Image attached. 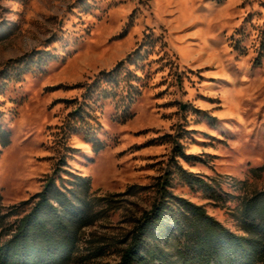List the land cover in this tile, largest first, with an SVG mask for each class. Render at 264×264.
Masks as SVG:
<instances>
[{"label": "rangeland", "instance_id": "rangeland-1", "mask_svg": "<svg viewBox=\"0 0 264 264\" xmlns=\"http://www.w3.org/2000/svg\"><path fill=\"white\" fill-rule=\"evenodd\" d=\"M79 176L96 220L73 264H117L165 182L243 234L264 190V0H0L4 211Z\"/></svg>", "mask_w": 264, "mask_h": 264}, {"label": "trees", "instance_id": "trees-1", "mask_svg": "<svg viewBox=\"0 0 264 264\" xmlns=\"http://www.w3.org/2000/svg\"><path fill=\"white\" fill-rule=\"evenodd\" d=\"M77 179L66 190L50 180L7 212L0 195V264H73L79 259L83 229L96 214L88 180ZM240 221L243 234L203 205L171 193L165 182L126 238L117 264H264V190L243 198Z\"/></svg>", "mask_w": 264, "mask_h": 264}]
</instances>
